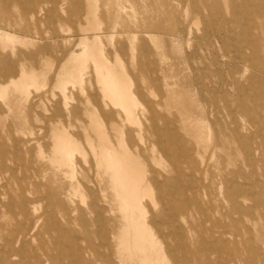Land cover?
Returning a JSON list of instances; mask_svg holds the SVG:
<instances>
[{"label": "rangeland", "instance_id": "rangeland-1", "mask_svg": "<svg viewBox=\"0 0 264 264\" xmlns=\"http://www.w3.org/2000/svg\"><path fill=\"white\" fill-rule=\"evenodd\" d=\"M1 1L0 237L19 223L36 224L34 234L53 254L68 255L67 263L91 238L99 248L85 258L106 264L103 256L110 249L100 228L105 236L113 226L119 232L120 212L94 153L96 122L116 148L123 151L124 141L139 157L149 181L158 177L170 184L182 173L179 187L197 180L213 195L219 193L223 171L229 179L238 174L248 192L264 195V70L248 58L257 51L264 62V0ZM88 51L102 52L129 78L134 114L104 96ZM75 57L85 58L83 68ZM31 72L37 84L20 88L22 75ZM252 74L259 78L252 80ZM61 78L67 80L61 83ZM240 87L248 90L246 95ZM237 127L256 152L253 166L245 146L230 138ZM221 128L225 149L215 146L213 136ZM58 129L80 148L70 165L54 160ZM159 137L170 145L171 156ZM199 168L208 171L207 179ZM152 190L157 198L154 184ZM202 196L200 201L207 199ZM96 200L111 212H105L102 227L87 211ZM60 201L67 203L64 211ZM143 203L147 221L153 213L160 215V205L154 209L148 195ZM245 205L251 208L242 214L228 202L213 201L215 213L207 216L194 204L191 217L178 219L181 225L193 223L195 229L185 238L206 254L191 257L189 264H207L208 259L213 264H264V198ZM163 233L167 240L156 233L160 246L175 242L168 228ZM36 246L38 241H31L27 253Z\"/></svg>", "mask_w": 264, "mask_h": 264}, {"label": "bare ground", "instance_id": "bare-ground-1", "mask_svg": "<svg viewBox=\"0 0 264 264\" xmlns=\"http://www.w3.org/2000/svg\"><path fill=\"white\" fill-rule=\"evenodd\" d=\"M3 5H5L4 2L0 0V9ZM30 7H32V5L29 6V8ZM235 10L236 13L240 11L237 8H235ZM239 13H241V11ZM252 13L254 14V12ZM248 15L250 16V14ZM247 17L248 16H246V18ZM251 27L252 26L249 28ZM249 35L250 40L254 42L256 39L255 36L250 33ZM89 39L93 41L94 38ZM95 39H97V37H95ZM89 41L86 42V46L89 44ZM255 50H257V47L254 48V51ZM88 53H90V55L94 58L95 70L99 82L103 85L102 90L104 96L109 98L115 105L123 108L127 115L130 116L133 113L132 105L135 103V97L131 92L130 84L127 81L129 78H126L122 72L110 65L107 59L102 55V52L93 53L88 51L87 54ZM251 56L253 57L248 58L256 66H259L264 70V62H259L258 52L255 51ZM76 59L79 67L83 68L85 58L77 57ZM250 78L252 80H256L259 76L257 74H252ZM66 80V78H61L60 82L64 83ZM35 83L37 84L35 72H31L27 75L23 74L19 87L24 88L27 84L30 86V84L34 85ZM241 90L246 95L248 90L243 88H241ZM210 91L212 92V90ZM221 110L222 109L220 108V113ZM232 113L233 112H231V114ZM94 125L97 128L99 135V144L93 145L94 153L98 157L100 165H104L103 167H105V172L109 176L111 181L110 187L120 212L119 232H117L115 229L116 227L113 226L111 233L105 236V228H100V236H104L103 244H106V246L110 249V254L103 256L106 264H170V262H172V264H189L191 257L197 256L202 258L206 255L202 246L198 249H193L188 239L185 238V234H188L195 229L193 223L187 222L188 225H181L177 223L180 217L185 219V217H191L193 215L194 208L192 205L195 204V206H198L202 214L209 216L210 214H213V212L215 213L211 207L213 201H220L221 203L228 202L233 205L235 209L234 213L247 214L251 208L245 205L247 201L258 202L264 198L262 193L255 195L248 192L239 182L238 174H235L237 178L235 177L229 179L225 176V172L223 171L220 173L222 181L220 182L219 193L213 195H210L207 192L206 185H200V181L197 182V180L191 181L187 188L179 187L178 185L183 176L182 173H179L177 178L172 180L170 184L161 183L157 179L158 177L149 181L146 177L145 168L141 160L137 155L131 152L124 141V150L121 151L111 143L104 128H102L98 122ZM55 132L56 143L54 147V160L60 164L70 165L73 160L72 156L74 151H77L80 148L75 140L72 139L65 130L58 129ZM225 135L226 132L222 128L214 131L213 136L215 138V146L219 149L227 148V145L223 141V137ZM230 138L235 143L240 142L245 146V148H243L245 149V153L248 157V165L253 166L255 164L254 157L256 156V152H254L249 146V143L245 141L239 127L233 130ZM162 140L163 139L159 137L158 143H162V146L165 149L164 151H167V153L171 156L172 149L170 148V145H163ZM173 161L174 165H176V160L173 159ZM175 169L179 172L177 167H175ZM198 171L203 174V180L207 179L208 171H202L200 168ZM153 184L156 186L158 191L159 196L157 198L154 196V192L152 190ZM172 186L176 187V191H171L170 187ZM189 192L191 193L189 194ZM204 194V197H207V199H202L203 201H200L201 197H203L202 195ZM144 195H148L150 197L151 204L154 206V209L157 205H160L161 207L159 211L160 215L153 213L149 221L146 219V208L143 203ZM52 199L56 198L53 197ZM165 203H169L171 207L168 208L164 205ZM59 205L61 207L60 210L62 211L67 208V203L65 202L60 201ZM221 207L222 205L220 208L216 207V211H222ZM87 211H92L95 214L94 218L101 227L107 220L105 212L109 214L111 213L108 208L102 207L97 200L89 206ZM222 214H225V211H223ZM107 218L108 220L113 221V223L116 222L115 217L109 215ZM36 227V224L26 226L24 223H19L16 228L11 229L7 234L1 235L0 264H92L91 261L86 259L84 256L86 252L98 250L99 248L98 245L94 244L91 238L86 239V246L80 247L77 253V258H69V262L67 263L64 262L63 259L64 257L67 258L68 255L53 254L47 247L45 241L39 238V233L34 234ZM164 228L169 229L170 233L168 238H174L175 242L169 243V241H166V246L162 247L159 245V239L156 236V233L158 231L161 232L163 234V238L167 240V235L165 236L163 233ZM241 239L242 238H240V240ZM31 241H38V246L35 248L33 247V250L28 254L26 248L29 247ZM114 257H116V260H114ZM207 264H213V262L208 259Z\"/></svg>", "mask_w": 264, "mask_h": 264}]
</instances>
